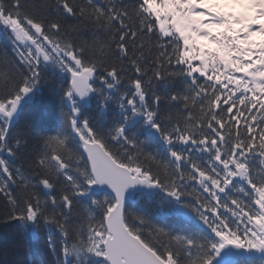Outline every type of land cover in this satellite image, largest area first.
Instances as JSON below:
<instances>
[{"label": "snow or ice", "instance_id": "6c2138e0", "mask_svg": "<svg viewBox=\"0 0 264 264\" xmlns=\"http://www.w3.org/2000/svg\"><path fill=\"white\" fill-rule=\"evenodd\" d=\"M0 35V264H264V0H0Z\"/></svg>", "mask_w": 264, "mask_h": 264}, {"label": "trees", "instance_id": "16d2710c", "mask_svg": "<svg viewBox=\"0 0 264 264\" xmlns=\"http://www.w3.org/2000/svg\"><path fill=\"white\" fill-rule=\"evenodd\" d=\"M4 43H5V38L3 35H0V45H3ZM141 139H143V137H141ZM152 150H154V149H152ZM137 203H139V202H137ZM141 207H146V206L141 205ZM166 223L175 225V224H178L179 221L176 218H169V220L166 221Z\"/></svg>", "mask_w": 264, "mask_h": 264}]
</instances>
